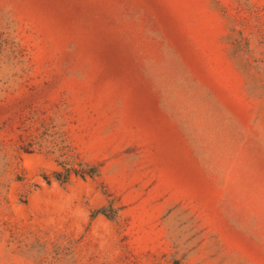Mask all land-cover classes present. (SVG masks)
Masks as SVG:
<instances>
[{
    "label": "rangeland",
    "instance_id": "374dc122",
    "mask_svg": "<svg viewBox=\"0 0 264 264\" xmlns=\"http://www.w3.org/2000/svg\"><path fill=\"white\" fill-rule=\"evenodd\" d=\"M0 264H264V0H0Z\"/></svg>",
    "mask_w": 264,
    "mask_h": 264
}]
</instances>
